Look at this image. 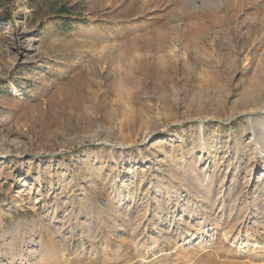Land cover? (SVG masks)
Segmentation results:
<instances>
[{
  "label": "rangeland",
  "instance_id": "rangeland-1",
  "mask_svg": "<svg viewBox=\"0 0 264 264\" xmlns=\"http://www.w3.org/2000/svg\"><path fill=\"white\" fill-rule=\"evenodd\" d=\"M0 264H264V0H0Z\"/></svg>",
  "mask_w": 264,
  "mask_h": 264
},
{
  "label": "bare ground",
  "instance_id": "bare-ground-1",
  "mask_svg": "<svg viewBox=\"0 0 264 264\" xmlns=\"http://www.w3.org/2000/svg\"><path fill=\"white\" fill-rule=\"evenodd\" d=\"M201 144H202V146L205 144V141L203 139L201 140ZM201 163H202V169L199 172V182H200L202 187L206 188L210 192V188L212 185V169H211L212 165H211V162H206L203 160H201ZM213 165H214V163H213ZM131 173H132V176L129 178V182L126 179L122 183V185H117L115 187V190H114L115 198L114 199L118 200L117 202H119V203H121V202L126 203L129 201L131 202L134 199H136V196L133 192L134 182L132 181L133 178H135V176H136V171L133 170L132 167H130L128 170V174H131ZM164 189H165V191H164L165 193L163 192V194L169 196L168 189L167 188H164ZM140 199H144V197L140 198ZM168 234L171 235L172 233L169 232Z\"/></svg>",
  "mask_w": 264,
  "mask_h": 264
},
{
  "label": "trees",
  "instance_id": "trees-1",
  "mask_svg": "<svg viewBox=\"0 0 264 264\" xmlns=\"http://www.w3.org/2000/svg\"><path fill=\"white\" fill-rule=\"evenodd\" d=\"M62 11H67V9H63Z\"/></svg>",
  "mask_w": 264,
  "mask_h": 264
}]
</instances>
